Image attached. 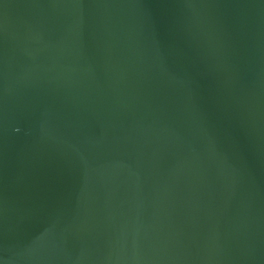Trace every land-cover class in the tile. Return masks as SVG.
I'll return each mask as SVG.
<instances>
[{
    "label": "water",
    "instance_id": "1",
    "mask_svg": "<svg viewBox=\"0 0 264 264\" xmlns=\"http://www.w3.org/2000/svg\"><path fill=\"white\" fill-rule=\"evenodd\" d=\"M0 264H264V0H0Z\"/></svg>",
    "mask_w": 264,
    "mask_h": 264
}]
</instances>
